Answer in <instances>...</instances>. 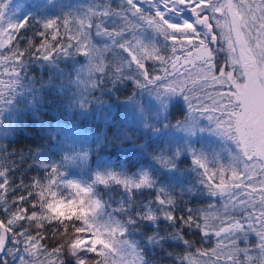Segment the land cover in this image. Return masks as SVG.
I'll list each match as a JSON object with an SVG mask.
<instances>
[{
  "label": "trees",
  "instance_id": "trees-1",
  "mask_svg": "<svg viewBox=\"0 0 264 264\" xmlns=\"http://www.w3.org/2000/svg\"><path fill=\"white\" fill-rule=\"evenodd\" d=\"M20 1L29 10L22 20L26 23L17 27L8 46L0 47V180L8 181L7 188L0 189V220H11L5 228L7 244L0 264H102L97 252L71 246L88 233L82 219L49 217L47 200L40 194L42 180L51 169L38 165L36 153L54 152L61 124L98 137L90 141V164L98 159L115 174L142 170L150 181L145 188L91 181L102 213L121 223V237L135 246L141 264H264V239L257 235L264 226V204L259 206L240 194L251 183L233 166L231 154L225 155L224 162L214 163L213 178L217 184L225 181L222 188H214L205 169L193 162L196 154L181 139L167 136L197 117V111L189 107L193 98L188 94L186 99L179 85L181 92L163 117L155 108L169 85L185 80L177 64L197 43L185 46L181 39L167 38L171 31L154 30L141 18L152 16L151 10L140 8L133 14L127 0H96L101 9L89 15V32L95 43L108 46L94 72V83L81 100L75 74L85 55L70 39L67 17L59 10L54 23L45 27L43 21L50 20L46 16L53 14L56 1ZM147 37L154 40L157 55L164 57L163 61L143 60L149 76L156 77L152 83L125 51L142 56L139 46ZM218 49L219 41L211 44L212 63L228 75L237 98L248 100L251 92L243 89L235 68L232 72V67L224 68L226 54ZM233 149L225 148L229 153ZM233 170L237 175H232ZM255 181L249 189L264 193V183ZM157 196L165 201L171 198L172 203L161 204ZM17 197L23 199L17 201ZM23 207L28 212L21 213L20 219L15 213ZM168 212L175 220L166 218ZM150 213L154 219H145ZM181 217L193 219L183 223ZM234 224L241 227H231ZM57 247L62 251L55 252Z\"/></svg>",
  "mask_w": 264,
  "mask_h": 264
},
{
  "label": "rangeland",
  "instance_id": "rangeland-1",
  "mask_svg": "<svg viewBox=\"0 0 264 264\" xmlns=\"http://www.w3.org/2000/svg\"><path fill=\"white\" fill-rule=\"evenodd\" d=\"M53 1H56L54 3L55 11L46 18L53 20L60 10V13L64 14L69 21L68 34L74 37L77 47L84 44L88 49L87 54H84L83 63L77 68L75 74L77 98L84 100L89 88L94 83V72L100 67L103 54L108 46L105 43H95L89 32V15L101 8L96 0ZM134 2L140 8L153 12L155 8L160 7V0H134ZM177 11L167 12L166 18L174 21H179L181 18L192 19V14L187 8H184L179 16ZM28 12V8L20 0H0V47L10 44L17 29L16 26L22 22ZM209 15L212 13L209 12ZM50 20L43 21V26ZM177 31H181V40L187 42L185 46L193 45L194 39L191 41L183 39L187 30L178 29ZM254 34L255 30H253ZM153 41L149 37L142 40L139 46L140 50L143 47L149 49L154 47ZM136 44L139 45L137 42ZM196 46L204 47L201 44L193 45L192 48L186 50L185 58L177 64L180 70H184L183 75L187 78L185 77L184 80L186 82L175 81L172 85L173 87L182 85V92L181 90L178 92L165 90L155 108L163 117L168 105L178 97L180 92L183 96L189 94L193 98L192 107L197 111V117L195 114L187 123L176 127L167 136L181 139L183 144H186L188 151H193L197 157L204 161L210 173H214L216 161L224 162L225 155L231 154L233 166L241 170L243 177L251 183L246 185L245 191L240 194H245L247 200L261 206L264 204V193L259 194L249 188L256 182L255 178L260 183H264V166L261 161V159L264 160V94H261L256 101V107L260 108L259 113L254 101H240L237 98V91H234L233 83L228 80V75L224 71L221 69L213 71L211 55L205 56L203 59H195L198 55ZM217 51H225L229 67H236L242 71L243 76L250 77L251 74L242 65L233 63L238 54L230 52L224 40H219ZM254 53L258 69H264V44L259 48H254ZM199 86H202L200 90H198ZM244 88L246 89V87ZM210 96L212 99H209ZM196 97L200 99L197 100ZM217 97L220 99L213 105L212 101ZM222 122L225 126H220ZM199 126L201 130H199ZM237 127L240 128L239 132ZM241 133L246 137L247 143L240 139ZM97 138L96 135L91 136L75 125L61 124L58 126V137L53 144L54 152L49 154L38 151L36 153L38 165L51 169L50 173L42 180L43 185L40 190L41 196L47 200V215L49 217H80L88 233L78 239L89 238V242L78 249L94 248L102 264H141L135 246L121 237L123 234L119 231V229H123L121 223L102 213L99 199L91 187V181H98L96 177L99 175L105 177L106 182L121 184L118 180L111 178L115 176L120 180H130L135 185L145 174L142 170L130 175L115 174L109 168L102 167L98 159L90 164L88 162L90 141L91 139L97 140ZM234 142H237L236 147H233ZM226 147L235 149L229 153L225 150ZM53 166H55V170H53ZM70 181L79 185L80 188H87L90 191L81 192L79 188H73L69 184ZM150 185L148 180L147 184H143L139 188ZM132 188L137 187L132 186ZM90 201H97L98 207H94ZM114 229L115 231H113ZM97 234L106 243H93L91 238Z\"/></svg>",
  "mask_w": 264,
  "mask_h": 264
},
{
  "label": "snow or ice",
  "instance_id": "snow-or-ice-1",
  "mask_svg": "<svg viewBox=\"0 0 264 264\" xmlns=\"http://www.w3.org/2000/svg\"><path fill=\"white\" fill-rule=\"evenodd\" d=\"M127 3L131 6L130 11H133V14L140 12V7L134 0H127ZM179 8V11L177 9ZM184 8H187L188 11L192 14V19H183L181 18L179 21L169 20L166 18V13L169 11H177V15L183 11ZM209 12L212 15H209ZM142 19L146 20L154 30L160 31L162 34L165 31H171L173 34L169 35L167 38L170 41L176 42L181 39L180 34L176 30H187L183 36L185 41L195 40V43L204 45V47L198 48V55L195 59H203L205 56H210L211 53V44L215 43L219 40H224L229 48L230 52L237 53V58L234 59L233 63L240 64L242 67L247 70L249 74L254 73L258 70V62L256 60V55L254 53V48L261 47L264 44V0H160V7L154 9V14L152 16H142ZM26 21H22L20 25L16 27H23ZM54 23V21L50 20L45 24V27H49ZM67 23V21H65ZM253 30H255V34L253 35ZM215 33V34H214ZM70 39H74V37H70ZM255 41V44H253ZM139 43V42H138ZM120 47L124 48L125 45L121 44ZM81 54H87L88 49L84 44H81L77 49ZM125 51L128 52L131 60L135 62L142 70L143 75L146 79H148L149 83H152L156 77H150L147 72L146 65L143 63L144 59H152V60H160L163 61L164 57L156 55V48L152 47L151 49L147 47L141 48L142 56L138 57L137 53L131 49L125 48ZM175 51V49H173ZM47 58V57H45ZM213 71L216 70V66L213 62L212 64ZM225 69L229 68V65L225 64ZM260 71H264V69H259ZM103 71V69H101ZM119 71V69H117ZM139 86L143 87V84ZM182 87V86H181ZM168 90L172 92L180 91V87H172L168 86ZM188 99V97H185ZM199 100V97H196ZM209 99H212L210 96ZM220 98L217 97L213 99V105L217 103ZM191 108L192 105L190 104ZM211 110H219V109H211ZM220 126H225L223 122ZM230 127V125H229ZM237 131H240V128L237 127ZM240 139L247 143L246 137L241 133ZM248 155V153H245ZM193 162L195 164L200 165L201 168L205 169V175L208 178V182L212 185V187H223L225 181L223 179L220 180L219 184H217L216 180L213 178V175L207 170L206 165L202 159L199 157H193ZM53 170H55V166H53ZM220 171H224L223 168ZM3 173H0L2 176ZM232 175L235 176L237 173L235 170L232 171ZM98 181L101 183H106V178L102 176L96 177ZM112 179L118 180L121 184L131 188L135 186L139 188L143 184L148 183V178L146 176H142L140 180L133 185L130 180H120L119 178L113 176ZM7 178L5 177L3 180H0V189L7 188ZM69 184L73 188H79L81 192L87 193L90 190L87 188H80L79 185L74 182H69ZM264 187V185H262ZM17 201L23 199V197H17ZM161 204L167 203L171 204L172 199L169 198L165 201L160 196L156 198ZM90 203L94 207H98L97 201H90ZM6 211V209H4ZM87 210V209H85ZM28 208H21L15 215L23 219L21 213H27ZM35 215V213H30L29 216ZM168 220H175V216L171 213H164ZM264 216V213L261 214ZM145 219L153 220L154 216L150 213ZM183 223L190 222L193 218L189 217L185 220L184 217L180 218ZM11 220L5 221L0 220V228H6L7 223H10ZM231 227L239 228L241 225L234 224ZM224 229H220L223 231ZM256 231L255 229H253ZM10 232L11 229H8ZM80 231V230H78ZM115 231V229L113 230ZM120 232H123L124 229H119ZM203 232H206V228H202ZM218 234V233H217ZM22 235V233H21ZM258 237L264 239V226H262V230L257 231ZM31 239V237H29ZM93 243H106L101 240L99 234L95 237L91 238ZM183 239V237H182ZM3 241H0L2 243ZM89 238L85 239H76L72 241L71 246L74 248H80L83 245L88 244ZM186 244L187 240L184 241ZM219 246V245H218ZM55 252H61L62 249L57 247L54 249ZM88 251L95 252L94 248H89Z\"/></svg>",
  "mask_w": 264,
  "mask_h": 264
},
{
  "label": "flooded vegetation",
  "instance_id": "flooded-vegetation-1",
  "mask_svg": "<svg viewBox=\"0 0 264 264\" xmlns=\"http://www.w3.org/2000/svg\"><path fill=\"white\" fill-rule=\"evenodd\" d=\"M241 72L242 71L240 69L236 68V74L243 80V86L246 87V89L248 88L251 92V94L247 97L248 101H257L261 94H264V85L259 80V76H264V74L257 70L252 73L250 77H245L241 74ZM241 100L243 99L241 98Z\"/></svg>",
  "mask_w": 264,
  "mask_h": 264
},
{
  "label": "water",
  "instance_id": "water-1",
  "mask_svg": "<svg viewBox=\"0 0 264 264\" xmlns=\"http://www.w3.org/2000/svg\"><path fill=\"white\" fill-rule=\"evenodd\" d=\"M0 241H3L2 243H0V257H1L7 243V234L5 228H0Z\"/></svg>",
  "mask_w": 264,
  "mask_h": 264
}]
</instances>
